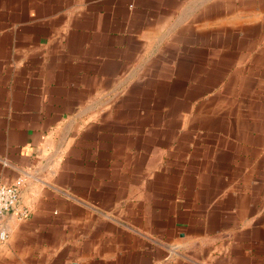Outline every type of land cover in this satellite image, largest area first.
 <instances>
[{
	"label": "crops",
	"instance_id": "crops-1",
	"mask_svg": "<svg viewBox=\"0 0 264 264\" xmlns=\"http://www.w3.org/2000/svg\"><path fill=\"white\" fill-rule=\"evenodd\" d=\"M0 264H264V0H0Z\"/></svg>",
	"mask_w": 264,
	"mask_h": 264
},
{
	"label": "built area",
	"instance_id": "built-area-1",
	"mask_svg": "<svg viewBox=\"0 0 264 264\" xmlns=\"http://www.w3.org/2000/svg\"><path fill=\"white\" fill-rule=\"evenodd\" d=\"M21 183V180L17 179L11 185L0 184V245L7 239L5 217L12 214L17 219L25 217L23 210H17Z\"/></svg>",
	"mask_w": 264,
	"mask_h": 264
}]
</instances>
